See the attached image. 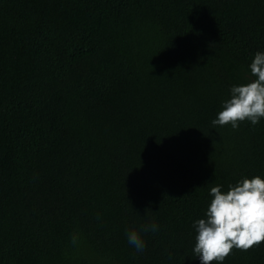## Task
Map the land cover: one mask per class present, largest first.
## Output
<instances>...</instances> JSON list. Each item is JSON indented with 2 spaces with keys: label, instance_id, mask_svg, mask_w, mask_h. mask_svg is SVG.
Segmentation results:
<instances>
[{
  "label": "trees",
  "instance_id": "trees-1",
  "mask_svg": "<svg viewBox=\"0 0 264 264\" xmlns=\"http://www.w3.org/2000/svg\"><path fill=\"white\" fill-rule=\"evenodd\" d=\"M256 51L264 0H0V264H200L209 187L264 177V119L210 123Z\"/></svg>",
  "mask_w": 264,
  "mask_h": 264
},
{
  "label": "clouds",
  "instance_id": "clouds-1",
  "mask_svg": "<svg viewBox=\"0 0 264 264\" xmlns=\"http://www.w3.org/2000/svg\"><path fill=\"white\" fill-rule=\"evenodd\" d=\"M247 71L251 79L229 87L228 98L221 101L210 121L213 127L236 129L242 121L256 125L264 119V51L254 53ZM223 188L221 184L209 187L204 215L192 221V253L200 264H223L233 248L247 250L264 241V177H241L227 190ZM158 228L153 221L143 226V231L156 232ZM126 237L129 245L143 251L146 242L140 231L128 229Z\"/></svg>",
  "mask_w": 264,
  "mask_h": 264
}]
</instances>
